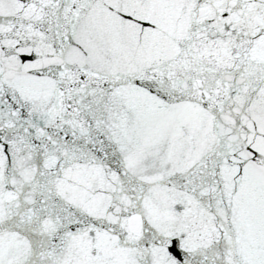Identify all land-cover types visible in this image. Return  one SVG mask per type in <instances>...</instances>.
Instances as JSON below:
<instances>
[{"label": "snow or ice", "instance_id": "snow-or-ice-1", "mask_svg": "<svg viewBox=\"0 0 264 264\" xmlns=\"http://www.w3.org/2000/svg\"><path fill=\"white\" fill-rule=\"evenodd\" d=\"M0 264H264V0H0Z\"/></svg>", "mask_w": 264, "mask_h": 264}]
</instances>
